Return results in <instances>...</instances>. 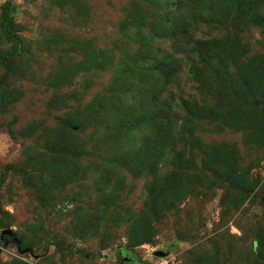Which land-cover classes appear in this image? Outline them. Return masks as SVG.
Instances as JSON below:
<instances>
[{"label":"rangeland","instance_id":"1","mask_svg":"<svg viewBox=\"0 0 264 264\" xmlns=\"http://www.w3.org/2000/svg\"><path fill=\"white\" fill-rule=\"evenodd\" d=\"M5 2L0 264H264V0Z\"/></svg>","mask_w":264,"mask_h":264},{"label":"water","instance_id":"2","mask_svg":"<svg viewBox=\"0 0 264 264\" xmlns=\"http://www.w3.org/2000/svg\"><path fill=\"white\" fill-rule=\"evenodd\" d=\"M5 235H10V237H12L13 240L16 241L17 244H19V241L16 239V237L14 236L13 231H11L10 229H3L2 230L1 236H0L1 239ZM123 251L126 253L125 255L122 254ZM128 255H131V257L134 260V256H133V254H132V252L130 250L125 249V248H117V250H116V262H117V264H124L123 261L124 260H128V258H129ZM154 255L155 256H163V255H166V252L158 250V251H154Z\"/></svg>","mask_w":264,"mask_h":264},{"label":"trees","instance_id":"3","mask_svg":"<svg viewBox=\"0 0 264 264\" xmlns=\"http://www.w3.org/2000/svg\"><path fill=\"white\" fill-rule=\"evenodd\" d=\"M10 2H11V0H6V2L4 4V11H3V17H2V25L6 29V31L8 32V34L11 35V36H13L12 33H11V31L9 30V18L7 16V10H8V7L10 5ZM0 225L2 226V223H0ZM117 248H125V249H128V248L123 247V246L117 247Z\"/></svg>","mask_w":264,"mask_h":264},{"label":"flooded vegetation","instance_id":"4","mask_svg":"<svg viewBox=\"0 0 264 264\" xmlns=\"http://www.w3.org/2000/svg\"><path fill=\"white\" fill-rule=\"evenodd\" d=\"M122 254L125 255L126 253L125 252L124 253L122 252ZM128 256H129L128 260H124L123 261L124 264H127L128 262L130 263L133 260V258L131 257V255H128Z\"/></svg>","mask_w":264,"mask_h":264}]
</instances>
